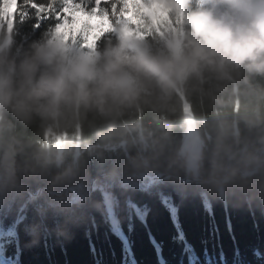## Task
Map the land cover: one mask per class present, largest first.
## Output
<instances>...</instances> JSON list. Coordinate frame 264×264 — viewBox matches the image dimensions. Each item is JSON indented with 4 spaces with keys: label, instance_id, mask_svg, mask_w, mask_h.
<instances>
[{
    "label": "clouds",
    "instance_id": "1",
    "mask_svg": "<svg viewBox=\"0 0 264 264\" xmlns=\"http://www.w3.org/2000/svg\"><path fill=\"white\" fill-rule=\"evenodd\" d=\"M100 3L50 0L29 41L31 6L0 0V209L161 179L264 212V0Z\"/></svg>",
    "mask_w": 264,
    "mask_h": 264
},
{
    "label": "trees",
    "instance_id": "2",
    "mask_svg": "<svg viewBox=\"0 0 264 264\" xmlns=\"http://www.w3.org/2000/svg\"><path fill=\"white\" fill-rule=\"evenodd\" d=\"M75 2L94 10V0ZM29 3L47 6L50 0ZM110 7L100 8L112 13ZM29 12L33 18L23 25L16 17L29 41L57 23L45 20L33 28L36 9ZM92 174L97 175L95 167ZM152 180L93 187L84 207L75 206L71 199H78V193L71 191L61 212L39 198L34 184L36 203L0 209V264H264V212L259 207L244 198L207 201L191 190Z\"/></svg>",
    "mask_w": 264,
    "mask_h": 264
},
{
    "label": "snow or ice",
    "instance_id": "3",
    "mask_svg": "<svg viewBox=\"0 0 264 264\" xmlns=\"http://www.w3.org/2000/svg\"><path fill=\"white\" fill-rule=\"evenodd\" d=\"M17 2H19V0H17ZM71 2H72V0H69V3H71ZM25 3L28 4V5H30L31 8H34V9H36V8H40L41 10H43L44 7H45V6H38V5H36L35 3H29V0H25ZM76 4H77V3H76ZM77 5H78V4H77ZM81 7H82V6H81ZM126 7H127V5L125 4V8H126ZM115 11L118 13V12H119V7H117V8L115 9ZM63 12H64L66 15H68L69 17H71V13L69 12V10H68L67 8L63 9ZM112 12H113V9H112ZM91 15L93 16V18H95V16H96V14H91ZM105 15H107V14H105ZM108 16H109V15H108ZM56 19H57V20L64 19V15H61V12H60L59 10H58L57 13H56ZM64 22H65V24H67V23H68V20L65 19ZM73 23L75 24L76 21H73Z\"/></svg>",
    "mask_w": 264,
    "mask_h": 264
},
{
    "label": "rangeland",
    "instance_id": "4",
    "mask_svg": "<svg viewBox=\"0 0 264 264\" xmlns=\"http://www.w3.org/2000/svg\"><path fill=\"white\" fill-rule=\"evenodd\" d=\"M110 9L112 10V7H110ZM86 12V11H85ZM87 13V12H86ZM87 14H98V13H87ZM93 23H98V21H93ZM156 180H158V179H156Z\"/></svg>",
    "mask_w": 264,
    "mask_h": 264
},
{
    "label": "water",
    "instance_id": "5",
    "mask_svg": "<svg viewBox=\"0 0 264 264\" xmlns=\"http://www.w3.org/2000/svg\"><path fill=\"white\" fill-rule=\"evenodd\" d=\"M153 180H156V179H153ZM71 200H72V201H75V200H77V198H72ZM162 260H163V259H162Z\"/></svg>",
    "mask_w": 264,
    "mask_h": 264
}]
</instances>
